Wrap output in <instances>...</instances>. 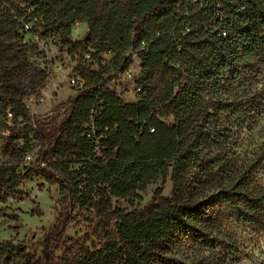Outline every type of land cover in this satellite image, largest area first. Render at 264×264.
<instances>
[{"label": "trees", "instance_id": "trees-1", "mask_svg": "<svg viewBox=\"0 0 264 264\" xmlns=\"http://www.w3.org/2000/svg\"><path fill=\"white\" fill-rule=\"evenodd\" d=\"M4 2L0 64L5 77L0 90L10 94L5 102L17 117L24 113L22 99L40 94L46 83L45 73L33 70L13 43L20 20L37 28L40 39L57 36L82 59L91 45L105 53H137L142 62L137 103H125L108 87L110 79L83 69V88L69 100L70 115L61 123L40 127L41 137L54 144L58 162L73 158L91 168L97 164L104 195L110 198L139 197L171 173L173 198H163L158 189L144 211L116 208L101 219L94 232L100 248L85 251L90 260L120 253L123 264H164L170 246L187 243L217 250L226 244L218 238L219 208L227 209L229 220L264 233V186L257 184L253 167L237 166L232 140L239 116L225 97L246 75L264 73V0ZM78 23H86L89 33L74 42L72 27ZM130 65L131 61L126 67ZM250 107L264 113V86ZM94 108L99 151L83 136ZM30 150L25 147L24 154ZM38 170L47 172L40 164L22 174L0 167V195ZM204 183L215 186L213 197H203L208 190ZM73 221L72 213L66 212L46 234L41 264H59L56 253ZM17 248L10 242L0 244V261L10 264L20 254L21 261L30 264L31 256L17 253Z\"/></svg>", "mask_w": 264, "mask_h": 264}, {"label": "rangeland", "instance_id": "rangeland-1", "mask_svg": "<svg viewBox=\"0 0 264 264\" xmlns=\"http://www.w3.org/2000/svg\"><path fill=\"white\" fill-rule=\"evenodd\" d=\"M4 1L0 0V8L7 5ZM19 23V35L14 37L13 43L26 55L25 59L33 70L46 75V83L40 90L44 102L36 111L40 117L70 108L69 100L84 84L82 80L78 86L72 87L70 77L72 74L81 77L80 71L83 69L98 72L110 79L109 87L121 95L125 103L138 102L142 62L137 53L117 55L92 46L93 55L85 60L79 57L74 47L63 46L55 35L40 39L35 33L37 28L24 24V20ZM38 31L41 28L38 27ZM88 33V25L78 23L72 27V40L83 41ZM129 61L131 65L127 68ZM4 77V66L0 64V83ZM263 86L264 73L256 72L243 77L232 94L225 96L229 103H234L239 116V121L233 125L232 140L237 166L253 167L259 186H264V113L251 111L250 103ZM9 98L10 94L0 90V110L3 103L7 105L5 101ZM52 119L42 122V125L49 127V124L58 123ZM37 134L29 122L13 129L10 134L0 125V167L24 173L30 167V163L25 162V147L31 146L29 153L33 161L44 158L47 171L31 173L18 188L0 195V244L10 242L18 247L17 253L26 251L31 256L30 264H41L46 234L70 211L74 221L56 253L59 264H123L124 258L120 253L107 255L100 261L90 260L86 256V250L95 252L100 248L94 237L98 223L116 208L126 212L144 211L153 203L158 189L162 190L163 198H173L171 173L149 185L139 193V197L122 200L110 198L104 195L105 186L97 164L91 168V164L73 158L58 162L54 155V144ZM61 163L65 164L60 166ZM204 185L208 190L203 197H213L215 186ZM228 213L225 208L215 212V219L222 229L218 238L225 241L224 246L209 251L187 243L170 246L164 264H264V233L256 232L234 219L229 220ZM21 258L22 255L17 254L10 264H24ZM0 264L9 263L0 261Z\"/></svg>", "mask_w": 264, "mask_h": 264}, {"label": "built area", "instance_id": "built-area-1", "mask_svg": "<svg viewBox=\"0 0 264 264\" xmlns=\"http://www.w3.org/2000/svg\"><path fill=\"white\" fill-rule=\"evenodd\" d=\"M92 51L93 49L91 45H89L87 49H85L84 51L85 60H88L92 57L93 55ZM69 82L72 85V87H76L82 82V78L79 75L75 76L74 74H72ZM82 88L83 86L81 87V89ZM141 90H142L141 87L138 86L139 93L141 92ZM43 102L44 100L41 94L32 93L25 96L22 99V103H21L24 113L19 117H17L12 107H9L8 105H5V103H3L2 109L0 110V125L3 126L5 129H7V132L10 134L13 129L21 128L26 124V122H29V126L34 128L35 132L40 134V127L43 126L42 122H46V120L50 121L53 118L52 120L56 119L58 123H61L70 115L72 111V107H70L69 109H65L63 111H58V112H52L49 113V115L47 116L44 115L40 117V114H38L36 111L42 105ZM96 119H97V110L96 108H94L91 111L89 121L84 126L83 136L86 139L93 142V144L95 145V151H99L101 136L99 135V130L96 126ZM32 161H33L32 154L29 152L26 153L25 162L30 163V166L40 164L41 167L43 168L46 167V162L43 159L39 158L33 162Z\"/></svg>", "mask_w": 264, "mask_h": 264}]
</instances>
